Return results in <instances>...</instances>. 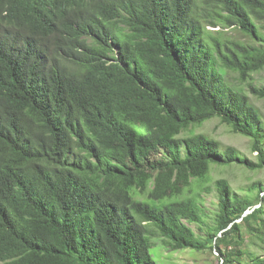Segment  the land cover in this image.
<instances>
[{"label": "trees", "instance_id": "1", "mask_svg": "<svg viewBox=\"0 0 264 264\" xmlns=\"http://www.w3.org/2000/svg\"><path fill=\"white\" fill-rule=\"evenodd\" d=\"M263 71L264 0H0V264H264Z\"/></svg>", "mask_w": 264, "mask_h": 264}, {"label": "rangeland", "instance_id": "2", "mask_svg": "<svg viewBox=\"0 0 264 264\" xmlns=\"http://www.w3.org/2000/svg\"><path fill=\"white\" fill-rule=\"evenodd\" d=\"M206 29L208 31H225L227 36L234 40H241L247 41L237 30L235 29H222L220 26L218 28H213L212 26H207ZM236 75L231 74L230 81L235 84H238L239 81L235 78ZM254 86L257 87H264V71L255 74L254 76ZM247 87V86H245ZM253 105L260 110L262 119L264 121V99H258L252 95ZM194 132L197 134H207L210 137L216 139L224 146H232L237 149L243 155L255 159L256 154H251L250 152V140L242 135L234 134L231 129L221 123L220 119L214 118L201 127L194 129ZM219 179H226L233 189L240 192L242 195L243 189H245L250 183L254 181H261L264 182V171L258 172H250L238 166H231V167H212V171L209 176V181L207 186L210 189L214 188V183ZM204 200H205V207L211 212L216 209L218 200L216 196V192H208L204 193ZM257 205L255 208H258ZM196 229V228H195ZM197 231V229H196ZM219 255L216 251H205L204 253L200 254H191L190 252H182L176 253L173 255V264H221V260H219Z\"/></svg>", "mask_w": 264, "mask_h": 264}]
</instances>
